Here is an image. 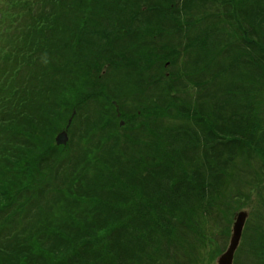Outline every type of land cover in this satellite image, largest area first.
<instances>
[{"label":"trees","instance_id":"1","mask_svg":"<svg viewBox=\"0 0 264 264\" xmlns=\"http://www.w3.org/2000/svg\"><path fill=\"white\" fill-rule=\"evenodd\" d=\"M213 1L219 36L241 43L216 39L221 69L195 97L155 40L134 56L126 44L124 14L171 25L174 0L22 2L0 48V264L210 263L202 250L227 237L216 226L249 198L240 185L264 189V7ZM234 264H264V196Z\"/></svg>","mask_w":264,"mask_h":264},{"label":"rangeland","instance_id":"2","mask_svg":"<svg viewBox=\"0 0 264 264\" xmlns=\"http://www.w3.org/2000/svg\"><path fill=\"white\" fill-rule=\"evenodd\" d=\"M13 3H14L13 0H0V16L1 17H3V18L9 17L10 18L13 15ZM111 11H113V9L109 10V12H111ZM123 24L125 25V28L128 31V35H127V39H126V44L129 45L128 52L133 56L135 53V48L137 46H142L141 47L142 51L146 50L145 40L147 37L137 36L135 34V30L138 28H142L143 33L148 35V39L149 38L151 40L158 39L160 41L161 46H162V54H170L169 50L176 47V44L172 45V46L164 45L163 44V38L161 37V35L158 31V30H160V28L156 27L153 23H149L150 26L147 23H143L141 16H134L133 14L126 15L125 20L123 21ZM0 28H1V31L2 30H9L10 26L8 24L5 25L3 23H0ZM1 31H0V46H3L5 40H7V36L2 35ZM152 37H154V39H152ZM139 40H142V41L139 42ZM156 53L157 54L161 53V50L159 48H156ZM151 57H153L151 54L147 55V59H150ZM167 60H171V59H167ZM147 62H149V61H147ZM103 67H106V65H104ZM73 71L74 70L72 68L71 72H73ZM82 92H84V85H78L77 84V85L71 87V93L74 96L82 94ZM61 130H59L55 134L54 140L56 139V136L58 135V133ZM256 169H257L259 175L262 176L264 179V168L261 167L260 163L257 164ZM259 189H260V187L258 185H251L249 183V180L244 181L240 185V191L245 193V195H248L249 198L241 196L238 199H234L231 201L233 204H230V205H234V206L238 205V208L236 207L237 209L233 210L232 209L233 207H230L231 209L228 210V212L226 213L227 214V219H226L227 228H225L224 226H216L218 231L221 234L227 235V237L224 239H221V241H223V242H222V244H220V243H218V239L220 238V235L214 233L219 238L215 239V237H214V240H212L213 243L211 242L209 244V247H204V249L202 250V253H204V255L210 259L209 264H218V258L220 256V253H218L217 251L214 252V250L218 246H220L223 251L226 250L227 247L229 246L230 238H231V235L233 232V225L235 222V212L236 211L242 210V209L247 210L250 214L249 223L251 225H253L255 223L256 213L261 208V196H264V189L262 190V192L258 191ZM247 225H248V221H247ZM208 226H209L210 230H212L211 222L208 224ZM224 228H225V230H224Z\"/></svg>","mask_w":264,"mask_h":264},{"label":"water","instance_id":"3","mask_svg":"<svg viewBox=\"0 0 264 264\" xmlns=\"http://www.w3.org/2000/svg\"><path fill=\"white\" fill-rule=\"evenodd\" d=\"M66 139L67 135L65 131L57 137L58 143L65 142ZM246 216L247 213L245 211H241L236 214V222L234 224L230 245L227 251L220 256L219 264H233L234 252L239 244Z\"/></svg>","mask_w":264,"mask_h":264},{"label":"bare ground","instance_id":"4","mask_svg":"<svg viewBox=\"0 0 264 264\" xmlns=\"http://www.w3.org/2000/svg\"><path fill=\"white\" fill-rule=\"evenodd\" d=\"M214 237H215V238H219L216 234H214Z\"/></svg>","mask_w":264,"mask_h":264}]
</instances>
